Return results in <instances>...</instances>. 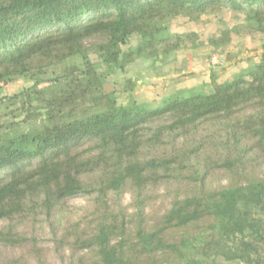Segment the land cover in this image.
Listing matches in <instances>:
<instances>
[{"label": "trees", "instance_id": "1", "mask_svg": "<svg viewBox=\"0 0 264 264\" xmlns=\"http://www.w3.org/2000/svg\"><path fill=\"white\" fill-rule=\"evenodd\" d=\"M226 7L264 32V0H0V84L33 81L0 115V264H50L42 222L68 248L64 264H264V57L156 106L120 103L106 84L179 42L166 20ZM96 37L101 62L88 54ZM132 37L137 47L123 49ZM219 172L228 183L208 185ZM162 186L171 205L150 214ZM79 195L92 203L73 219Z\"/></svg>", "mask_w": 264, "mask_h": 264}, {"label": "rangeland", "instance_id": "2", "mask_svg": "<svg viewBox=\"0 0 264 264\" xmlns=\"http://www.w3.org/2000/svg\"><path fill=\"white\" fill-rule=\"evenodd\" d=\"M167 31L173 35L174 47L165 52H146L131 61L124 70H116L108 75L107 90L113 91L120 103L141 104L152 106L160 105L164 98L179 89L200 87L205 91L213 88L212 81L219 83L228 81L237 73H245L250 67L259 63L264 57V32L258 31L250 23L245 13L234 11L231 8H222L208 12L198 18L179 15L164 22ZM178 36H182L177 39ZM103 38L96 37L86 40L90 46L89 57L95 62H101L98 48ZM138 38L132 37L129 43L123 46L137 47ZM74 63H81V59H73ZM70 64V63H69ZM61 66L52 68L46 77L49 81L43 82L40 87L48 86L51 79L61 71ZM33 81L19 78L7 84H0V115L9 119L13 109L12 104H5V97L11 96L31 86ZM24 116L16 118L20 121ZM41 120L36 121L40 124ZM264 175V164L258 169ZM228 179L223 173H216L208 180V185L218 187L226 185ZM162 186L146 211L150 214H162L169 209L172 197L166 195ZM132 193L126 191L121 198L125 211L132 213ZM92 203L91 195H79L71 198L68 204L73 208V219L84 215ZM42 219H44L42 217ZM5 224L0 221V228ZM39 246L44 249L50 264H64L70 252L56 243L49 224L40 223ZM26 264H36L26 258Z\"/></svg>", "mask_w": 264, "mask_h": 264}]
</instances>
